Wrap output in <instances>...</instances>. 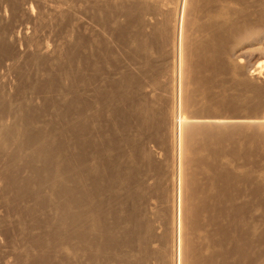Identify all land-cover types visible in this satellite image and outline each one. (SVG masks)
Wrapping results in <instances>:
<instances>
[{
    "label": "bare ground",
    "instance_id": "bare-ground-1",
    "mask_svg": "<svg viewBox=\"0 0 264 264\" xmlns=\"http://www.w3.org/2000/svg\"><path fill=\"white\" fill-rule=\"evenodd\" d=\"M42 1L57 13L55 8L58 10V5H66L68 0ZM88 1L92 10L101 13L102 26L106 22L103 12L108 5H112L118 12L113 20L120 18L123 8L127 13L126 29L130 25L135 26V58L132 60L136 61L135 67L140 70L142 77L140 74L136 77L138 75L134 73L135 67L133 73L125 71L119 77L116 76L119 73L116 70L111 76L99 80L95 92L101 99V105L108 104L112 98L120 101L131 91V83L134 81L137 99L135 111L140 116L141 124L135 130L127 125V131L122 138H117L114 134L109 137L108 142L113 146L111 155L103 157V153L97 152V158L104 161L91 164L90 171L92 175H98V179L91 177L90 181L79 173L78 185L61 194L60 190L59 193L57 191L59 183L67 177L72 178L77 165L82 168L86 166L83 155L76 153V160L70 155L59 161L56 155L47 157L50 149L52 154L59 153L62 149L60 147L66 146L54 134V138L46 146L44 142H40L33 149L35 157L40 160L34 159L32 155L26 156L25 88H19V92L10 95L9 91L6 92L0 87V103L9 104L4 117L0 119V163L5 171L1 178L16 200L25 202V185L35 182L48 186L50 195H60L65 201L64 206L68 207L73 202L79 204V200H87L90 194L100 191V179L103 180L100 170L110 166H118L120 169L112 175V194L119 191L116 187L119 174H122L120 182L123 181L124 185L131 179L132 183L128 184L130 190L127 186L124 188L129 194H134V198L145 197L144 194L149 188L156 191V185H153L155 189L149 186L147 190L146 182L149 183L148 176L154 171L161 179L163 175L161 176L160 161L163 160H158L159 153L154 159L149 151L135 145L142 126L157 122L163 115L168 122V136L173 146L178 139L185 136L182 148L190 151L192 160L200 165L207 162L202 151L205 144L195 142L189 146L186 141L188 137L204 134L214 145L205 148L209 152L223 150L224 147L235 148L236 134L245 137L259 135V138H264V0ZM29 2L25 0L22 6L23 11L31 17L33 9L31 10ZM50 2L55 4L51 5ZM10 9L7 11L6 6L0 3V19L4 22L10 20L8 14H12L13 7ZM132 13L135 14L134 20ZM27 24L19 21L15 30L12 29L14 31L7 34L6 26L0 25V53L5 54L0 62V78L4 77L3 73L12 64H16L21 71L25 70L28 61L37 72L39 65L46 59V54L51 53L52 49L45 40L37 43L36 48L35 43L34 50L31 49L33 47H28L32 52L25 59L28 46L25 35L29 30ZM11 34L13 35L10 36ZM8 37L12 38L11 44H8ZM104 53L101 64L108 67L110 63L106 50ZM57 62L51 64L50 68L54 66L58 70L60 64L57 65ZM98 67L96 64L91 65L93 77L97 76L100 69ZM47 73L50 77L49 70ZM102 83H106L108 87L99 88ZM84 102L81 96L74 94L68 104L73 103L75 107H72L75 109ZM93 103H99V100H94ZM113 109L116 113L121 112L119 108ZM16 115L17 118L13 121L12 118ZM84 120L83 118L78 123L79 130L85 129ZM121 142L127 145L122 147ZM221 162L225 164L223 167L231 164L228 159ZM166 165V183L173 187L179 172L173 170L172 164ZM26 170H29L30 175L25 176ZM217 174L218 179L227 183L230 181L229 176H224L223 170H219ZM83 178L87 179L86 183ZM194 181L193 178L192 182ZM88 182L92 184H87ZM213 187V182L210 181L206 189L200 186V190L194 191V197H198L197 206L202 209L207 207L209 197L205 191ZM114 189L117 190L114 192ZM224 195L218 193L215 196L217 203ZM194 202H188V210L197 209ZM146 207L148 214H67V217L72 215V219L79 221L71 236L76 238L79 235L84 247L92 246L89 264H237L238 259L240 264H251L250 227L244 220L240 226L236 214H189L187 211L184 219L180 214L170 215L165 252L156 238L162 232L161 228L163 230L165 227H162L161 220L152 212L154 202L148 200ZM93 208L101 210V202ZM226 208L220 207L222 211ZM223 219L225 222L221 224ZM75 255H78V250Z\"/></svg>",
    "mask_w": 264,
    "mask_h": 264
},
{
    "label": "rangeland",
    "instance_id": "rangeland-1",
    "mask_svg": "<svg viewBox=\"0 0 264 264\" xmlns=\"http://www.w3.org/2000/svg\"><path fill=\"white\" fill-rule=\"evenodd\" d=\"M24 1L0 0V3L6 6L7 11L13 7L12 14L11 12L7 13L10 20L5 23L0 19V25L6 26L7 34V32L15 30L19 21L29 24L26 25L29 30L26 28L25 42H28V46L25 50V59L31 49L34 50L35 43L36 48L37 43L45 40L52 51L46 54L47 57L39 65L37 72L29 61L25 65V70L22 71L16 64H12L13 66L11 65V68L9 67L3 73L4 77L0 78V82H2L0 87H3L6 92L9 91L10 95L15 94L16 91L19 92L23 87L25 88L26 156L32 155L34 159H39L35 157L33 149L37 148L40 142H44V146H46L54 138V134L58 136V141L61 140L66 146H59L62 148L61 154L60 152L52 154L50 149L46 154L47 157L56 155L57 161H59L60 159L65 160L70 155L75 160L78 155H83L86 166L82 168L77 165L72 178H65L57 186L58 193L60 190L62 194L78 185L80 174L90 181H92L91 177L98 179L99 176L92 175L90 171L91 164L104 161L97 158V152L103 153V157L111 155L113 146L108 142L109 137L114 134L115 137L122 138L127 131V125L135 130L141 124L140 116L135 111L137 99L134 81L131 83L133 86H131V91L120 101L112 98L108 104L101 105V99L95 92L99 80L111 76L114 71H119L117 77L125 71L133 73L134 67L137 65L136 61L132 60L135 58L133 41L135 26L133 24L126 29L127 13L123 8H121L120 18L113 20L118 12L112 5H108L103 12L106 22L102 26L101 13L92 10V5L88 0H68L66 5H58V10L57 7L55 8L57 13L45 6L42 0H29L30 8L33 9L32 18L23 11ZM51 1L53 2V0ZM47 10L51 11L47 12ZM131 16L134 20L135 14L132 13ZM2 21L3 23H1ZM120 26L122 29H119ZM10 39L12 38L8 39V44L12 43ZM105 50L108 63H110L108 67L101 64ZM4 55L0 53V62ZM55 61H58L57 65L60 64L58 70L54 66L52 69L50 68V65ZM92 64H96L100 68L95 77L91 71ZM135 69L134 73L138 75L136 77H139V74L142 77L140 70H137L136 67ZM47 70L50 71V77ZM65 71L67 77H65ZM104 86L108 87L106 83H102L99 88ZM74 94L81 96L85 101L75 109L73 103L68 104ZM94 100H99V103L94 104ZM8 107L9 104L0 103V119L4 117ZM113 107L119 108L121 112L116 113ZM16 118L17 115L12 118L13 121ZM83 118L85 119V129L79 130L80 124L78 126V123ZM167 123L163 115L157 122L143 125L140 135L136 138L137 140L135 139L136 147L149 151L154 159L159 153L158 160H163L160 161L162 163L161 176L163 175L160 176L161 179L159 174L154 171L150 174L151 176H148L150 177L149 183L146 182L148 187L145 185L147 190L149 186L155 189L153 185H156L155 190L158 193L155 194L156 191L149 188L144 194L145 197L140 199L134 198V194H129L125 190L127 187L130 190L128 184L132 182H130L131 179L126 180L128 181L126 185L123 184V181L120 182L122 174H119L117 178L116 187L119 191L115 193L116 195L112 194L110 184L112 175L120 169L118 166H110L100 170L103 173V180L100 179V182L102 181L100 191L90 194L87 200H84L85 197H83L84 201L78 199L79 204L73 202L68 207L64 206L65 201L60 195H50L48 186H42L35 182L25 185L27 191L25 202L18 201L4 185L1 176L5 171L4 166L0 163V264H89L92 246L84 247L79 235H76L78 240L71 236V232L79 221L72 219V215L67 217V214H144L145 212L148 214L146 210L148 200L154 202L153 211H150L159 217L161 225L163 224L162 227H165L163 230L161 228L162 232L156 236L159 246L165 252L169 237L170 215L180 214L184 219V214H187V211L189 214H236L237 223L240 226L244 220L250 227L252 241L249 246V255L251 264H264V138H259V135L245 137L236 134L234 137L235 148L224 147L223 150L209 152L205 148L214 145L204 134L188 137L186 141L189 146L195 142L205 144L202 151L207 162L205 165L203 163L200 165L192 160L190 151L182 148L185 136L178 139V142L173 146L169 140ZM189 139L192 140L189 141ZM126 145L121 142L122 147ZM76 153L78 155H75ZM226 159L230 160L231 164L223 167L225 164L221 161L224 162ZM155 161L157 162V160ZM208 161H210L209 164ZM166 163L172 164L173 170L179 172L176 171L178 177H175L174 184H176L173 187L170 186V183H168L170 185L166 183ZM37 165L39 164L37 163ZM202 165L208 168L205 169ZM219 170H223L224 176H229L228 183L217 178ZM28 175L30 172L26 170L25 176ZM193 178L194 182H192ZM87 179L83 178V182L86 183ZM210 181L213 182L214 187L205 191L209 201L207 207L202 209L197 206L198 197H194L195 192L200 190V186H204L206 189ZM156 183H159L158 186ZM87 184L91 185L92 182ZM216 187L218 188L216 189ZM117 189H114V192ZM218 193L225 195L217 203L215 196ZM99 201L102 204L101 210L93 208ZM188 202L196 203L195 208L197 207V209L188 210ZM169 204H173V206L171 205L170 208ZM220 207L227 208L222 211ZM220 222L222 224L225 220ZM237 229L240 231L238 226ZM237 233L239 235V232ZM76 250H78V255H75ZM237 264H240V259L237 260Z\"/></svg>",
    "mask_w": 264,
    "mask_h": 264
}]
</instances>
